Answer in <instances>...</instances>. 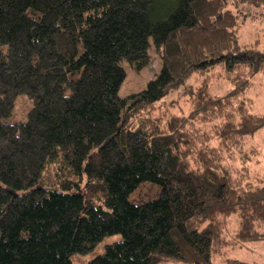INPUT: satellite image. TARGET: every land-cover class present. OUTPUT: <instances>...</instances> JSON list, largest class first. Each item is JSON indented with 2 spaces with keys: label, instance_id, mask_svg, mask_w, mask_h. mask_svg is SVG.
Listing matches in <instances>:
<instances>
[{
  "label": "trees",
  "instance_id": "trees-1",
  "mask_svg": "<svg viewBox=\"0 0 264 264\" xmlns=\"http://www.w3.org/2000/svg\"><path fill=\"white\" fill-rule=\"evenodd\" d=\"M157 1L0 0V264H72L113 233L83 264H250L229 252L264 240V171L249 170L264 112L247 94L264 49L239 42L228 5L264 0ZM151 44L159 71L121 96L122 62L142 68ZM20 94L24 120H6ZM146 181L157 195L131 201Z\"/></svg>",
  "mask_w": 264,
  "mask_h": 264
},
{
  "label": "rangeland",
  "instance_id": "rangeland-1",
  "mask_svg": "<svg viewBox=\"0 0 264 264\" xmlns=\"http://www.w3.org/2000/svg\"><path fill=\"white\" fill-rule=\"evenodd\" d=\"M158 3H165V0H158ZM239 16V29L238 40L239 42L248 43L255 38H260V41L256 44L257 48L264 49V5L260 7H253L251 5H241L234 7L228 5ZM154 14L161 15L160 6L155 5ZM160 9V10H159ZM162 17V16H160ZM149 62L140 69H135L126 62H122L125 68L126 76L119 88V94L125 96L127 94L137 92L141 90L146 82L153 78L160 69L161 59L155 48L151 44L149 49ZM200 79L199 75H192L188 78L190 82H197ZM253 85L248 90L247 94L254 99V111L264 112V76L263 78L256 75L253 78ZM210 86L212 92L222 93L229 87L225 81L219 80L213 76L210 77ZM165 103L169 104L172 111H186L188 109V103L185 100V96L182 92H172L165 97ZM31 106L30 100L24 94L17 95L14 100V109L11 115L6 119L9 121L24 120L26 111ZM156 110L153 112L155 113ZM258 148L259 153L254 156V162L250 167V171L263 173L264 171V127L256 132L253 138H251ZM250 145V143H248ZM50 176L49 172H44L43 177ZM159 185L153 182L140 183L129 195V199L135 203L141 202L147 199L154 198L159 192ZM232 221V220H231ZM229 221L228 229L231 230L233 223ZM121 239L120 233L107 234L103 236L95 246L85 253H72L69 257L72 264H83L90 259L103 252L104 246L108 243H112ZM229 257L241 259L249 262L250 264H264V240H255L243 242L241 246L230 249Z\"/></svg>",
  "mask_w": 264,
  "mask_h": 264
}]
</instances>
